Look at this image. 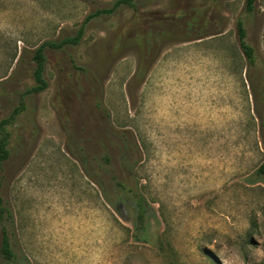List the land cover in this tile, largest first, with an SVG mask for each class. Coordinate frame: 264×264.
<instances>
[{
  "label": "rangeland",
  "instance_id": "1",
  "mask_svg": "<svg viewBox=\"0 0 264 264\" xmlns=\"http://www.w3.org/2000/svg\"><path fill=\"white\" fill-rule=\"evenodd\" d=\"M113 1L0 0V119L35 84L36 48ZM139 1L46 47L47 87L8 127L0 195L19 264H264V0ZM190 10L197 39L178 28Z\"/></svg>",
  "mask_w": 264,
  "mask_h": 264
},
{
  "label": "trees",
  "instance_id": "2",
  "mask_svg": "<svg viewBox=\"0 0 264 264\" xmlns=\"http://www.w3.org/2000/svg\"><path fill=\"white\" fill-rule=\"evenodd\" d=\"M255 1L256 0H245L244 10L247 13H251L253 11ZM139 2H140L139 0H114L112 2L111 7L98 9L88 14L82 21V24L78 28L75 36L65 38L59 42L46 41L36 48L35 54L33 56L34 61H35V69L33 71L35 84L31 88L27 89L26 91L20 94L19 105L12 110V112L8 115V117L0 119V168H2L3 163L9 158V155H10L9 144H10L11 133L8 130V127L14 124V122L17 119V116L21 114L23 110L25 109V106L23 104V98L29 94H38L42 92L43 90H45L47 87V82L43 78V71H44V64H45V58L43 55L44 49L46 47L50 49H61L63 46L68 45V44L72 46L78 45L84 35L85 25L89 21H91L93 18L99 17L104 14L110 15L122 6L128 7L132 9L135 13H137ZM179 18L184 20L181 22L185 23V26L179 23L178 28L181 31L185 32L187 35H191L195 39L200 38L199 36L203 32H202V27L196 25L199 20V16L197 13H195L192 10L185 11L180 14ZM183 27L185 28L183 29ZM167 33L168 31L166 32L163 29L159 30V35L161 36H165ZM236 33H237L239 47L241 49V52L246 62L248 63L249 66H255L256 65L255 52H254V49L245 40L246 30L244 28L242 20L240 19H238L236 22ZM260 104L263 108L262 125L264 127V100H260ZM116 137L121 141L123 149H124V153H126V155L129 154L130 152L137 153L136 148H132L127 145L124 135L116 134ZM256 174L258 176L264 177V162L259 166V168L256 171ZM119 185L121 184L119 183ZM129 192L132 193L131 194L132 201L135 204V207L137 209L136 223L138 226H140L145 221L148 207L142 195H139L137 192H132V190H129ZM11 216H12L11 212L6 205V202L2 199L0 195L1 264H19L21 261L20 256H18L20 251L16 249V244L13 241V234L8 231L6 226L3 225V221L5 219H10Z\"/></svg>",
  "mask_w": 264,
  "mask_h": 264
},
{
  "label": "clouds",
  "instance_id": "3",
  "mask_svg": "<svg viewBox=\"0 0 264 264\" xmlns=\"http://www.w3.org/2000/svg\"><path fill=\"white\" fill-rule=\"evenodd\" d=\"M259 241V240H258ZM259 243H261V241H259ZM258 253L261 257H264V250H260L258 249Z\"/></svg>",
  "mask_w": 264,
  "mask_h": 264
}]
</instances>
